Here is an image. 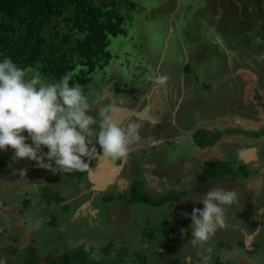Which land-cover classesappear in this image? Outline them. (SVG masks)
<instances>
[{
	"label": "rangeland",
	"instance_id": "obj_1",
	"mask_svg": "<svg viewBox=\"0 0 264 264\" xmlns=\"http://www.w3.org/2000/svg\"><path fill=\"white\" fill-rule=\"evenodd\" d=\"M108 1L110 2L111 0ZM115 1H117L116 4L120 3V5L118 6L119 10H121L125 16L130 18L135 17V15L133 14L132 10L129 11V3L134 2L135 10L138 15L141 13L143 8L148 7V9H150L149 12L145 9L141 13V17L146 16V18H144L147 20V23H154V21H156L155 23L160 22L161 26L166 27L167 23H170V26L172 23H174L172 18L168 19V16L175 12V9L177 8L179 2L180 7L182 8L183 3H186L185 1L187 0ZM251 4L252 0H193L191 5L194 6L196 10L190 13L182 9L180 14L178 15L180 19L183 20V28L182 32L173 33L175 39L174 41L180 46L184 61L186 60L185 63H187L188 53H195L196 57H198L192 63V65L195 66L196 70L201 71V74L199 73L201 81L198 84V89H201V97L206 101L203 110L201 108H196V110L201 111V115H196V111H194L193 114L195 117L192 118L189 122L187 121L189 129L193 130L195 133H200L202 129L205 132L209 131L211 135L217 131L223 132V136L218 139L219 142H217L215 149H212L208 152V150L200 151L199 148H196L193 156L199 155V158L201 159L211 158L212 156H218L220 150L218 148L219 144L225 146L222 151L227 153L228 156L230 154H233V156L236 157V155H238L236 154L237 152H245L246 148L244 146V142L246 141L243 140L244 136H246V138L253 137V133H249L248 131L250 127L245 125V120H247L250 125H253L254 129H258V131L262 129V132L258 133L259 138L256 139V141H250L248 143L250 144L249 146H251V143L258 144L256 148L259 149V151L261 152L260 157H262L264 154V145L259 144V141H261V143H264V85L260 82V80L264 82V57L259 63L262 68V73L259 75V77H256L255 75L250 73L249 75H247V72L242 73L241 78L239 77V79H237V82L239 83H237V88L232 94L233 97L230 100L227 99V93L225 92L226 90H224V86L226 84V79L224 77H227V73L223 70V66L221 64L222 59L225 55V47L229 46L230 48H234V46L236 45L235 41L242 44L243 42H245V40H247V38L248 41L251 40L249 35H246V33L250 32L252 30V27L254 29V41L253 43H250L249 47L254 48V45L257 42L263 43L264 56V0H260L261 11H259V9H256V11H250L249 9L251 7ZM212 10L220 13L216 19L212 17ZM209 12V16L211 19L207 18V14ZM144 18H141L142 22H144ZM164 20L170 21L165 23ZM127 22L128 28L126 26L125 29L127 30L129 37H131V35H134L133 41L129 43V39H127V43L125 44V46H123L125 42L124 37H118L117 39L111 38V45L108 48V51H110L111 55L114 57V60H116V57L118 58L119 67H117L116 72L112 74L111 78L109 77V73L111 72L108 71L109 75H106L104 77L103 73L100 74L99 71H97V76L93 78V82L91 85V89L93 88L94 92H89L87 94L90 106L89 114L96 118L97 125L99 121L100 123L102 122V116L97 113L99 109L97 108L98 106L95 105V101H102L101 95L103 97V94L101 93L100 95V88L103 87L104 83H109L111 89H113L117 93L119 92V95L125 96L124 94L129 93L128 90L129 88H131V86L135 88L140 85L139 82L143 83L141 86L146 85L147 78H150L151 73H153V62H156V59L159 61V44L157 45L155 51L148 50L151 47V44H148L149 42L146 44L145 42L144 37L146 35V30H144L143 27H139L142 23H140L139 20L132 21L131 19H129V21ZM188 27L189 29L186 30ZM138 32H140V35H137ZM188 32L190 33V39L186 38ZM242 34L246 35H244L246 38L245 40L241 37ZM181 35L183 36L181 37ZM223 35L228 38V41H223ZM195 37L196 39H194ZM142 40L145 42L144 44H142ZM155 40L158 41V37H156ZM177 44L175 45V48L177 47ZM186 49L188 53L186 52ZM239 51L242 53V49H239ZM124 53H128L127 59ZM136 59H138L137 63H139V70L144 71V73L138 77H133L128 75L126 71L122 69V65L125 68L126 63L130 62V64H132L131 69L136 68ZM141 59H143V61H141ZM188 61H190V59ZM142 63L148 65L147 68L149 71L143 67ZM178 66L179 64L176 68H178ZM107 70V68L104 69V72ZM30 76L31 74H29V77ZM256 79L260 82L258 87L255 84ZM206 85H209L210 87H206ZM122 92L124 94H122ZM109 93L111 94L110 96H115L113 92ZM242 99L245 100L244 103H242ZM238 102L244 104L242 105V107L244 106V109L247 110L248 116L246 117H248L249 119L245 118V110L243 108H241V113L244 110V113L242 114L236 111V105ZM240 115L244 116V118H241ZM97 125L95 127L98 128ZM238 128L245 129L246 135L241 134V132H243L244 130L239 131L237 130ZM195 139L198 138L192 136L188 141H186L187 147L194 148L196 145H192L196 143ZM237 147L239 148V151L235 149ZM1 153L5 154L6 158L2 161V164L0 165V171L4 172V175L0 178V217H2V220L0 219V264H21L23 258L20 256V254H22L28 247H32L33 250H37L39 252L40 255L38 257V260L41 261L42 259L46 258L47 255H51L52 253L50 250L55 249V247H57L56 245L58 244V241L50 238L51 234H54V231L44 229L47 228V224H43V219L45 218H43L44 216H42L41 214L45 213L48 208H43L42 201H45L43 199V196L44 194H46V196L56 198V195L58 193L52 190L54 186L52 185L53 181H50L49 183L50 186L52 185L51 188L48 185L40 186V188L36 187L37 195L33 197L34 199L39 200V202H41L42 208H39L38 210L33 206L34 204L31 206L32 203L28 201L27 197L23 199V193L27 188L25 190L22 189L24 187H22L23 179H21V171H23V167H29L31 164H26V158H15V150L11 147L7 148L6 150H0V155ZM193 156L187 155L185 153V155L181 158L179 165H183L186 160ZM191 162L194 166L195 161ZM145 163L152 165L153 161H149L148 159V161H145ZM236 168L238 170L240 169L237 166ZM180 170L181 167H178L177 171L175 172L177 177L179 176V173H181ZM237 172L240 173V171ZM132 173L135 176V172L132 171ZM63 183L66 184L68 190L70 191H74V189L76 188L73 183L71 186V181L68 182L65 178ZM138 185L140 186L142 185V183H139ZM57 187L59 188L58 191L62 189L60 184H58ZM129 187L127 188V191ZM246 187L249 186L247 185ZM238 196L239 202L232 206V211L235 212L234 214L236 218L238 217V223H236L235 225L239 227V229H241L243 213L245 217L248 213V207L246 204L249 201L248 197L246 196L242 197L239 194ZM154 202L155 199L152 195L151 197L148 196L141 198L138 204V209L132 208L130 212L131 214L128 216L131 217L135 215L136 217L140 213L142 219L144 220V224L141 221H135V223L138 224L139 227L145 231V233H143V236L141 237L151 239V241H155L154 239H156L157 242L158 240L167 238V243L169 246L172 243V239L176 236L175 234L177 232L175 231L174 234H171V230L174 229L175 225H173V218L171 217L169 210L170 208H159L162 206L157 205V208H154ZM55 204L56 203L53 200L48 205L50 208H53ZM63 204H66V202H63ZM263 204H259L257 207H255L256 214L260 211L259 207L263 206ZM28 205L30 206L29 209L27 208ZM136 205H134V207H136ZM196 207L202 209L204 206ZM193 208L194 205L190 207V216L193 211ZM229 209L230 208H228V210ZM249 209H251V211L249 212V220L251 223L250 226L252 228H246L247 233L253 230L254 226L257 227V224L255 225V223H253L257 219V216L261 220V225L259 226V229L262 230V220L264 214H257V216L254 217V211L252 207H249ZM19 210H21V212ZM51 214H53L54 216H60L64 224H70L69 217L63 212V209L60 206L56 207L55 209H51V212L47 213L48 216H50ZM68 215H70V213ZM190 216L186 214L183 215L184 223L181 225L182 227H186V229H191V219H189L190 223H187V219L190 218ZM50 220V223H52L53 217H51ZM131 222L133 223V221ZM56 225L61 224L56 223L54 224V227ZM146 225H148L147 230ZM66 230H57V232H65ZM70 230L71 229L69 228L66 233L67 235L71 233ZM240 234H242V232ZM87 236L85 237L84 235H79L78 241H81V243H87ZM59 237L63 238L62 236ZM44 238L46 239L44 240ZM67 240H69V236H67ZM219 240L223 241V248L232 247L233 249V247L239 245L237 242H235V237L224 238L222 236L216 238L213 241H208L206 244H204V246L192 245V247H190L191 250L188 252L189 254L194 256L192 258V264H215L214 260L216 258L213 257L215 250L213 249L212 255H210V258L206 261L205 257L207 250L205 253V250L203 248L205 246H209V243H217V241ZM244 240L245 239H243V241ZM49 241H55L54 247L50 246ZM246 241L247 238L244 242V246H247ZM250 242L248 244H251L252 248L255 249L253 252H251V247L248 249L250 250L249 253H247L246 250H243L244 248H239V251L229 250L228 253L225 251V255L227 256L225 257V255H222L221 258L217 259L222 264L228 262L230 264H233L230 259L237 261V264H264V228L262 230V233H260V236L256 237ZM66 244L68 245L69 241ZM144 245H146V243ZM129 248L132 249L130 246ZM187 248L188 246L185 249ZM191 251H193L194 253H190ZM223 251H221L219 254L223 253ZM241 251H245V254H242ZM89 253H91L90 250ZM89 257L92 259V262L89 259L88 263L86 264H100L98 263L100 262V260H95L92 256V253L89 255ZM251 257H253V259H251ZM98 258H100L99 255ZM109 258L111 257H106V259ZM239 258L243 259L238 262ZM169 261L171 262V264H180L181 259L175 260L172 259L171 256H169ZM164 262V260L158 261L157 264H163ZM103 264H106V262L104 261Z\"/></svg>",
	"mask_w": 264,
	"mask_h": 264
},
{
	"label": "flooded vegetation",
	"instance_id": "obj_2",
	"mask_svg": "<svg viewBox=\"0 0 264 264\" xmlns=\"http://www.w3.org/2000/svg\"><path fill=\"white\" fill-rule=\"evenodd\" d=\"M187 4L188 2L186 1V3L183 4V9H185ZM179 5L180 2L178 6ZM178 6L175 9V12L168 16V19L172 18L174 22L171 24V26L170 23H167L166 27H163L160 25V22L155 23L156 21H154V23H147V20L145 19L146 16L141 17V13L145 9L149 12L150 9H148V7L143 8L139 15L134 9L132 12L135 17L131 18L132 21L139 20V22L142 23L139 27H143V29L146 30V35L144 37L145 42L146 44L148 42V44H151V47L148 50L155 51L157 45L159 44V53L164 52L163 57L160 58L162 60L160 71L162 75L167 77V88L171 87L170 89L172 90V96L173 94L174 96L179 94L178 91L181 90V81L183 79L186 83L195 76L200 77L201 74V71L196 70L195 66L192 65V63L197 59L196 54H190L186 49L188 56L187 63H185L186 60L184 61L181 48L174 41L175 39L173 33L182 32L183 28V20H181L178 16L182 11V8L180 7L179 9ZM141 18H144V22H142ZM164 21L166 23L170 20ZM189 27L186 30H188ZM172 28L173 31L170 32ZM253 31L254 29L252 27V30L248 32L250 39L253 38ZM137 35H140V32H138ZM182 36L183 35H181V37ZM156 37H158V41L155 40ZM127 38L130 40L129 43H131L134 39V37L130 39L129 36ZM253 41L248 42V47L245 42L240 44L237 41H235L236 45L234 46V48H230L229 46L225 47V55L222 59L221 64L223 66V70L227 73V77L224 78L226 79L225 92L227 93L226 97L228 100L233 97L232 94L237 88V83H239L237 82V79H239V77L241 78L242 73L247 72V75H249L250 73L255 75L256 77H259V75L262 73V68L259 63L264 57L263 43L257 42L254 45V48H250L249 45L250 43H253ZM142 42V44L145 43L143 40ZM126 43L127 39L125 40L123 46H125ZM176 44L177 47L175 48ZM239 49H242V53L239 51ZM124 54L127 59L128 53ZM189 59L190 61H188ZM137 60L138 59H136L135 61L137 64L136 68L131 69L132 64H130V62H127L125 68L122 65V69H126V73L128 75L129 73H131L130 76H140L144 73V71L139 70V63H137ZM141 61H143V59H141ZM142 64L143 66L147 65L144 63ZM178 64L179 66L178 68H176ZM187 65L191 66V72L189 74L185 73V68ZM117 67H119L118 59L112 61L110 65L106 66V68L108 69L107 71L104 72V69H106L104 67L103 69L99 70V73H103L104 76L110 74L109 77L111 78L112 74L116 72ZM146 70H148V68ZM108 71L111 73L108 74ZM152 75L153 73H151V78ZM96 76L97 73L94 77ZM257 79L255 84L258 87L260 82L257 81ZM148 80L149 78H147L146 81ZM139 84L140 85L135 88L131 86V88H129L128 90L129 93L124 94L122 92V94H124L125 96H121L119 95L120 93L113 92L114 90L111 89L109 83H104L103 87L100 88V95L101 93L103 94V97L101 95L102 101H95V105H97V108L99 109L97 113L100 114V110L102 108L114 105L115 108L118 110H113L110 112V115L113 119L117 120V116H115V114L120 113V115H122V117H120L121 123H126V118L130 117L135 122L141 124V142L147 140V138L152 137L153 139L162 140L166 142L171 140L174 143H183L182 141H184L186 130L188 129V122L186 121V118L185 120L176 118L170 121V127L166 132H162L161 129L156 130L155 132L152 129L150 130L149 127H151L152 125L151 122L146 119V117H143V114L141 113V111L144 112L145 109H148V106L150 105L149 99L147 97L143 98L142 96H145V93L147 92L145 91L146 85L141 86L143 84L142 82H139ZM149 85H151V83H149L147 86ZM109 92H113L115 96H110L111 94ZM137 92L138 96H136ZM133 96H136L137 99L134 100L132 98ZM173 100L174 99H172L171 101ZM241 101H243L242 103H244L245 100L242 99ZM242 105L244 104H241L240 102H238L236 105V111H238L240 114L244 113L245 110L244 106L242 107ZM241 108L244 109L242 113ZM246 116H248L247 110H245V118H248ZM240 117L244 118V116L241 115ZM245 123V125L250 127L248 131L249 133H253V137L246 138V136H244L243 140L246 141L244 142V146L246 150L254 149V156H250L249 154L248 159L243 158L244 152L239 153V148H235L239 151H236V154L238 155H236L235 157L233 156V154H230L227 159L229 165L231 166L232 174L227 175V173H223V166H220L218 169H216L217 164H209L210 167H214L216 173H222L223 177L216 178V176L213 174L214 176H209L207 180L201 181V183L199 182V178L204 174V171L207 170V168H204V166L208 164H204L201 158L192 157L193 160L191 161H195V164L192 167L193 175H191V178L188 182H185L189 176H186V178L184 179L182 171L181 173H179L178 177L176 176L175 172L177 171V165H175V160L178 159V154L176 151H174V147H171L170 143H167L164 146L161 145V149H159V152L157 154L154 153L152 155H150V153L136 155L135 151L132 148L131 151L133 150V152L131 153L130 151L129 158L126 161H113L108 157H106L105 159L101 158L103 159V161L100 160L99 156L103 155V153L100 151L99 146L97 145L96 158L91 160L89 168L87 170L71 171L73 174H70V177H64V175L60 176L61 179H59V182L62 186V189L56 193H58L59 196L64 197V201L57 204V206L62 207L63 212L69 217V222L72 223L73 220L75 221L72 224L70 234H66L69 229H67L64 234V231L61 232V236L66 235L65 238H61L62 242L66 244L68 241H70L77 242V245H83L84 250H86L88 253L89 250L91 251L92 256L95 260L106 259V257L110 256V254L112 257H114L116 253H121L123 249H127V251L132 254L134 253V246L136 247L137 244L140 243L138 239L142 236L141 228L138 224L135 223V221H141V214L139 213V215H137L136 217L135 215L131 217L128 216L131 214L130 212L132 208L138 209L137 201L141 197H146L148 196V194H150V196H154L155 200H158L159 198H161L159 193H164L165 191L171 189L176 194L175 200L170 199L165 205L159 208H170L169 210L171 217L173 218V225H175L174 230L171 232V234H174V232L177 231L175 234L176 236L172 239V243L169 246L167 243V238L158 240V242L157 240L149 241L147 244L148 248L146 245H144L147 241H145L144 243H140L139 245L143 247L142 249L150 250V253H147V256L151 259V261L155 262L156 264L158 263V261L162 260L165 261L163 264H168V256H171V258L175 260L181 259L180 264H192V258L194 256L188 253L191 250L190 247H192L190 241L192 239V236H189L191 235L192 229H186V227L181 226L184 223L183 215L186 214L190 216L189 210L192 205H194V207H202L203 204H199L197 203V201L199 199H203L209 191L216 187L225 188L229 190H236L240 196L248 197L249 202L246 204L248 207V213L245 217L243 213L241 229L237 227V230L239 231V234L241 232L242 234L246 233V238L249 236H255V238L259 237L260 233H262V230L264 228V217L262 220V230H260L258 226H254V230H251L247 233L246 228H252L250 226L251 223L249 220V212L251 211L249 207H252L254 211V217H256L257 214L255 207H257L259 204L264 203V154L262 157H260L261 152L259 151V149L256 148L258 144L251 143V146H249L250 144L248 142L256 141V139L259 138L258 133L262 132V129L260 131H258V129H254V126L250 125L247 120H245ZM237 130H244L243 132H241V134L246 135L245 129L238 128ZM149 144H151V142L145 143V145ZM259 144L264 145V143H261V141H259ZM85 159L87 162V158ZM148 159L149 161H153L152 165L145 163V161L147 162ZM236 163H241L240 165L244 166V169L245 171H247L248 174L246 178L243 177L241 172H237L239 170L237 168L235 169V166L233 167V164ZM187 164H189V167L191 166L190 162H187ZM94 165L97 166L93 167ZM132 171L135 172V176ZM99 172L108 175V178L104 179V183L102 182L97 185L94 184L92 181H94L95 174ZM147 174L151 175L149 179L146 178ZM71 176L75 179L71 180ZM64 178L67 179L68 182L71 181V186L73 183V185L76 187L74 191L68 190L66 184L63 183ZM139 183H142V185L139 186ZM190 183L191 187L189 186ZM247 185L249 187H246ZM128 187L129 189L127 191ZM192 191L193 197L190 198ZM138 194L140 195L137 196ZM90 200H92L91 204L89 202ZM63 202H66V204H63ZM84 203H86L85 208H83ZM134 205H136V207H134ZM232 206H230V209L226 212L225 220H227V225H225L221 229H218L210 241H213L220 236L224 238L235 237V242L240 245V237L238 238L236 233H231V231H229V228H235L234 226H231V223L228 220L229 216L235 213L232 211ZM64 207H66V210L64 209ZM154 208H157L156 205L154 206ZM259 210H262L261 212L262 214H264V204L263 206L259 207ZM68 212L70 213V215H68ZM51 215L54 216L53 214ZM51 215L49 216V218H51ZM42 216H45V214H43ZM55 217L61 219V217L58 215H56ZM189 219L190 218L187 219V223H190ZM131 221H133V223ZM253 223H255L256 225V220ZM242 234L240 235L242 236ZM79 235H84L85 237L88 235L87 243H81V241H78ZM67 236H69V240H67ZM243 239L244 238H242V240ZM245 240L243 242H245ZM50 243L51 245H54L55 241ZM129 246L132 249H130ZM187 246L188 248L185 249ZM209 247L212 248V251L213 249L215 250L214 254H219L221 251H223L222 248L218 247L215 243H209V246H205L203 248L205 250V253ZM190 253L193 254L194 252L191 251ZM98 255L100 256V258H98Z\"/></svg>",
	"mask_w": 264,
	"mask_h": 264
},
{
	"label": "clouds",
	"instance_id": "obj_3",
	"mask_svg": "<svg viewBox=\"0 0 264 264\" xmlns=\"http://www.w3.org/2000/svg\"><path fill=\"white\" fill-rule=\"evenodd\" d=\"M70 80L71 75H66L59 81L49 82L39 72H34L29 77L27 70L18 66L11 58L6 56L0 58V150L11 147L15 150V158L36 161L40 168L49 169L54 173L87 170L91 160L96 158L97 145L104 155L103 158L126 161L131 149L141 143V124L130 117L126 118V123L113 119L110 112L118 110L113 105L100 110L102 122L98 125L97 131L96 118L89 114L88 97L79 84L73 85ZM153 82L158 89L163 88L166 85L167 77L157 76ZM25 132L27 135H24ZM194 134L195 132L189 129L188 125L183 143L153 139L155 146L151 148L153 152H150V155L158 153L159 151L156 149H161V145L170 143L178 154V159L175 160L176 168L181 167L180 171H182L184 179L189 176L185 182L189 181L193 175L191 162L193 159L190 157L180 166L179 162L184 154L193 156L196 148L209 152L215 149L219 142L217 141L211 147L200 148L196 143L192 145H196L194 148L187 147L186 141ZM29 139L31 143L26 142ZM44 147L47 148V152L42 151ZM224 147L222 144L218 145L220 149L218 156L201 159L204 164H208L204 168H211L209 164L228 163V155L222 151ZM247 151L249 150L245 152ZM144 153L146 151L142 152V154ZM193 157L199 158L200 156ZM85 158H87V162ZM187 162H190V167ZM220 166H217L216 169ZM21 173L24 174L23 171ZM189 186L191 187V183ZM192 197L193 191L190 198ZM139 202L140 199L137 203L139 204ZM238 202L239 196L236 190L220 187L212 189L203 199L198 200L197 203L203 204L204 207L202 209L194 207L191 213V244L202 246L210 241L217 230L225 226L228 208ZM141 222L144 224L142 217ZM147 228L148 225H146V230ZM143 233L145 231L141 229L142 236ZM241 238L244 237L239 239ZM253 239L255 236L247 238V246H244L243 240H240V245L233 249L232 247L222 249L223 253L213 255L216 258L214 261L222 264L217 258H221L222 255H225V251L228 253L229 250L239 251V248H244L243 250L249 253L248 249L251 247L252 252L254 248L248 243ZM138 240L140 243L142 240L147 241L146 246L149 242L147 238L143 237ZM207 252L209 256L205 257L206 261L210 258L212 248L209 247ZM244 252L241 251L242 254H245ZM243 258H239L238 262ZM230 261L237 264V261L233 259Z\"/></svg>",
	"mask_w": 264,
	"mask_h": 264
},
{
	"label": "trees",
	"instance_id": "obj_4",
	"mask_svg": "<svg viewBox=\"0 0 264 264\" xmlns=\"http://www.w3.org/2000/svg\"><path fill=\"white\" fill-rule=\"evenodd\" d=\"M116 2L115 0L110 2L108 0H0V54H2L0 58L9 57L18 66L25 68L29 74L39 72L49 82H56L61 77L71 75L70 83L79 84L87 96L89 92H94L91 85L97 71L110 65L114 59L108 51L111 45L110 39L124 37L126 40L128 37L125 27L128 28L127 21L131 18L119 10L120 3L116 4ZM128 6L129 11L135 9L134 2L129 3ZM256 9L261 11L260 0H252L249 10L256 11ZM244 35L242 34L241 37L245 40L248 33ZM253 39L248 41L247 38L245 44L252 42ZM190 72L191 66L187 65L185 73ZM260 82L264 84L262 80ZM135 97L132 98L135 100ZM24 135L27 133L25 132ZM194 136L198 138L195 139L196 145L204 148L213 146L223 136V132L217 131L211 135L209 131L205 132L201 129L200 133H195ZM43 152H47L46 147L43 148ZM5 158L6 155L1 153L0 165ZM219 165L223 166V173L232 174L229 163L217 164ZM234 166L235 169L236 166L240 168L239 171L244 178L248 176L243 165L236 163L233 164ZM209 169L207 168L199 178L200 183L209 176L223 177L222 173H216L214 168ZM3 175L4 172L0 171V178ZM159 194L161 198L155 200L153 205L163 206L168 200H175L176 196L171 189ZM43 199L48 204L53 200L56 204L63 201L58 194L56 198L44 194ZM27 208L29 209L30 206L28 205ZM0 219L2 220V217ZM50 238L61 240L56 232L51 234ZM144 242L142 240L141 243ZM222 242L219 240L215 244L222 247L224 244ZM49 244L54 247L50 241ZM139 244L134 246L132 254L127 249H123L114 257L110 254L111 258L101 259L98 263L103 264L105 261L106 264H156L147 256L150 250L142 249ZM50 251L52 254L40 261L39 252L28 247L20 254L23 258L21 264H86L89 259L92 262L90 253L84 250L81 244H75L67 249L55 247ZM206 256H209L208 252ZM167 258L168 264H171L169 256Z\"/></svg>",
	"mask_w": 264,
	"mask_h": 264
},
{
	"label": "crops",
	"instance_id": "obj_5",
	"mask_svg": "<svg viewBox=\"0 0 264 264\" xmlns=\"http://www.w3.org/2000/svg\"><path fill=\"white\" fill-rule=\"evenodd\" d=\"M192 1L193 0H187L188 4L184 9L185 11L192 13L194 10H196V8L191 5ZM178 8L180 9V5L178 6ZM182 9H183V7H182ZM209 14H210V12L207 14V18H210ZM219 14H220L219 12L212 10V17H214V19H216L219 16ZM172 31H173V28L171 29L170 32H172ZM189 36H190V33L188 32L186 38L190 39ZM131 37H134V35H131ZM194 39H196V37ZM222 39H223V41H228V38L224 35H223ZM163 54H164V52L159 53V61L160 62L157 59H156V62H153L152 79H149L148 81H146L147 84L145 86V91H147V92L145 93V96L142 95L143 98L147 97L149 99L150 105L148 106V109H145L144 112L141 111V113L143 114V117H146V119H148L151 122L152 125L149 128H150V130L152 129L154 132L156 130H160V129L162 130V132L168 131V129L170 127L169 122L172 121L173 119H176V118L183 119V120H185V118H186V121L189 122L192 118L195 117L193 114L194 111H196V115H201V111L196 110V108H201L203 110V107L206 104V101L204 99H202V97H201V89H198V84L201 81V78L199 76H195L194 78H191V80L187 81L186 83L184 82V79H183L181 81V83H182L181 84L182 87H180L181 90L179 89L180 90V91H178L179 94H177L176 96H174V94H173V96L171 95V91H172L170 89L171 87L167 88V84L163 88H160V89L157 88V86L154 84L153 81H154L155 77H157V76H164L161 74V71H160L161 62H162V60L160 58L163 57ZM116 59H118V58L116 57ZM124 70L126 71V69H124ZM149 83H151V85L147 86ZM224 90H226L225 86H224ZM142 93H144V92H142ZM136 96H138V92L136 93ZM172 99H174V100L171 101ZM115 116H117L116 117L117 120L120 121V117H122V115H120V113H117V114H115ZM152 141H154V140L152 137H150V138H147V140L141 142L138 146L134 147L133 150L135 151V154L141 155L142 152H145V151L147 154L150 152H153V150L151 148L155 146L154 145L155 143H153ZM26 142L31 143L30 141H26ZM147 142H151V144L145 145V143H147ZM182 142H184V141H182ZM182 146H183V144L181 145V147ZM133 150L131 151V153L133 152ZM156 151H159V149H156ZM25 160H26V164L29 163L31 165L29 167H27V166L23 167L24 168L23 169L24 174H22L21 179H23L22 187H24V188H22V189L25 190L27 188L23 193L24 194L23 199L25 197H27L28 201L32 203L31 206L34 204L33 206L38 210H39V208L40 209L42 208V204H43V208H48L47 210L50 209L49 211L46 210V212L49 213V212H51V209H55L58 206H57V204H55V206L53 208H50L48 203H45V201L44 202L42 201V204H41V202H39V200L34 199L33 196L37 195L36 187L40 188V186L48 185L51 188L52 185H54L52 190L54 192H58L59 188L57 186H58V184H60V182H59V179H61L60 176L64 175V177H66V176L70 177V174H73V173L67 172V171L54 173L53 171H51L49 169L40 168L37 165L36 161H32V160H29L27 158ZM45 162H47V160H45ZM97 174H98L97 175L98 177L96 175L94 177V182H96L95 184H97V185L99 184V182L102 183V180L108 178V175L102 174L101 172H99ZM150 176L151 175L147 174L146 178L149 179ZM74 179L75 178H73L71 176V180H74ZM50 181H53L51 186L49 185ZM72 182H74V181H72ZM61 198L64 200V197H61ZM89 202L91 204L92 200H90ZM89 202H87V203H89ZM85 204L86 203H84L83 208L86 207ZM47 213L43 217V218H45V219H43V223H44V225L47 224L46 226H49V227L44 228V229L54 231V233L56 232V234H58V236H61L62 233L61 232L59 233V231L57 232V230H66L69 228L71 229L72 224L75 222L73 220V222L72 223L70 222V224H64L61 219H57V218L54 219V217H53V222L50 223L51 220L49 219V216L47 215ZM51 217H52V215H51ZM228 220L231 223V226L235 227V228H229V231H231V233H236L238 238L244 237V239H245L246 233L242 234V236H241L239 234V231L237 230L238 229L237 226L235 225L236 223H238V217L236 218L235 214H231L230 219H228ZM56 223L61 224V225H56L54 227V224H56ZM225 225H227V220H225ZM64 233L65 232H63V234ZM62 237L65 238L66 235H64ZM240 240H242V238ZM75 244H77V242H70V241H69L68 245L63 244L62 239H61V240H58L57 247L67 249V247H72ZM221 248L223 249V246ZM252 250H254V249H252Z\"/></svg>",
	"mask_w": 264,
	"mask_h": 264
},
{
	"label": "water",
	"instance_id": "obj_6",
	"mask_svg": "<svg viewBox=\"0 0 264 264\" xmlns=\"http://www.w3.org/2000/svg\"><path fill=\"white\" fill-rule=\"evenodd\" d=\"M132 37H130V39H131ZM113 61H115L114 59H113ZM145 69H147V65H144L143 66ZM250 152V153H249ZM249 154H250V156H254V154H255V150L254 149H252V150H249V151H247V152H244V154H243V158H249ZM104 157V155H100L99 156V159L100 160H102L103 161V159H101V158H103ZM97 165H94L93 167H96ZM96 176L98 175V174H95ZM98 177V176H97ZM104 180H102V182H103ZM94 184L96 183V182H94V181H92ZM101 182H99V184H100ZM104 183V182H103ZM262 212L261 211H259L257 214L259 215V214H261ZM256 223H257V226H258V228H259V226L261 225V220L259 219V217H257V219H256Z\"/></svg>",
	"mask_w": 264,
	"mask_h": 264
}]
</instances>
